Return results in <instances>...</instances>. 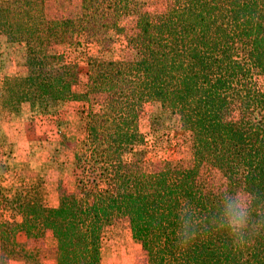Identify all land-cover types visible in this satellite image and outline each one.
I'll return each mask as SVG.
<instances>
[{
	"label": "trees",
	"instance_id": "trees-1",
	"mask_svg": "<svg viewBox=\"0 0 264 264\" xmlns=\"http://www.w3.org/2000/svg\"><path fill=\"white\" fill-rule=\"evenodd\" d=\"M60 1L0 0V37L25 49V73L1 79L0 109L27 104L44 112L61 101L98 109L84 117L72 199L48 206V184L39 176L18 190L8 212L0 187L2 256L42 264L27 242L47 239L55 264H101L106 228L124 220L147 264H264V229L243 245L213 229L236 188L257 197L254 218L264 213V90L257 79L264 0H166L153 21L138 13L130 32L143 55L90 62L83 87L77 57L54 49L108 31L126 34L122 18L137 0H80L76 17L49 19L46 4ZM150 104L190 135L188 167L126 166V156L145 145L140 118ZM231 112L238 116L227 119ZM208 170L221 175L226 190L208 189ZM193 220L202 221L194 225L201 231L181 245Z\"/></svg>",
	"mask_w": 264,
	"mask_h": 264
},
{
	"label": "rangeland",
	"instance_id": "rangeland-1",
	"mask_svg": "<svg viewBox=\"0 0 264 264\" xmlns=\"http://www.w3.org/2000/svg\"><path fill=\"white\" fill-rule=\"evenodd\" d=\"M79 7L80 0H63L46 4L45 10L49 19H59L76 17ZM128 10L121 22V26L129 28L126 34L108 31L90 37L82 44L54 49V52L77 57L81 87L86 83L90 62L130 61L143 55L134 47L130 32L133 21L138 13L144 12L152 21L155 20L167 10L166 0H137ZM24 59V47L8 44L0 37V84L4 75L25 73ZM257 79L264 90V69L258 73ZM92 105V102L61 101L50 104L44 112L31 111L27 104L7 105L0 109V166H6V169L0 167V187L7 198L8 212H12L18 190L34 185L39 176L48 184V206L56 207L62 200L75 196L74 155L86 138L85 114L89 109H98L97 105ZM235 116L238 113L231 112L226 118ZM140 128L146 135L145 145L126 156L128 168L135 163L141 170L152 172L164 162L183 168L190 165L191 137L180 129L176 117L166 120L159 107L150 104L141 114ZM204 179L209 190L227 189L225 180L217 171L208 170ZM27 247L37 250L42 264H50L53 259L47 239L32 240L27 242ZM0 264L21 263L6 260L0 249ZM101 264H147L140 245L132 240L124 220H117L106 228Z\"/></svg>",
	"mask_w": 264,
	"mask_h": 264
},
{
	"label": "clouds",
	"instance_id": "clouds-1",
	"mask_svg": "<svg viewBox=\"0 0 264 264\" xmlns=\"http://www.w3.org/2000/svg\"><path fill=\"white\" fill-rule=\"evenodd\" d=\"M256 199L253 193L242 190L236 192L235 198H226L220 220L215 222L213 229L225 231L234 243L243 245L247 235L253 232L258 234L261 229H264V213L258 214L255 218L253 216L255 212L253 201ZM197 222L202 223V221L193 220L190 222V228L194 229ZM199 231L201 230L188 231L181 245H187L195 239Z\"/></svg>",
	"mask_w": 264,
	"mask_h": 264
},
{
	"label": "crops",
	"instance_id": "crops-1",
	"mask_svg": "<svg viewBox=\"0 0 264 264\" xmlns=\"http://www.w3.org/2000/svg\"><path fill=\"white\" fill-rule=\"evenodd\" d=\"M50 264H55V261L53 259L50 260Z\"/></svg>",
	"mask_w": 264,
	"mask_h": 264
}]
</instances>
